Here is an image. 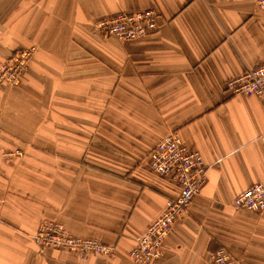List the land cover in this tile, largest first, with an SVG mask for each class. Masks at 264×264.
<instances>
[{
  "label": "crops",
  "instance_id": "obj_1",
  "mask_svg": "<svg viewBox=\"0 0 264 264\" xmlns=\"http://www.w3.org/2000/svg\"><path fill=\"white\" fill-rule=\"evenodd\" d=\"M150 9L158 28L141 39L94 27ZM29 48L19 85L0 87V264H132L136 238L179 191L144 162L170 133L208 171L152 264H211L219 248L264 264V212L232 204L264 185V95L225 89L264 61L257 0H0V65ZM13 150L23 157H1ZM45 221L113 254L42 248Z\"/></svg>",
  "mask_w": 264,
  "mask_h": 264
},
{
  "label": "built area",
  "instance_id": "obj_2",
  "mask_svg": "<svg viewBox=\"0 0 264 264\" xmlns=\"http://www.w3.org/2000/svg\"><path fill=\"white\" fill-rule=\"evenodd\" d=\"M259 9L264 10V0H257ZM158 14L153 10L137 13H118L97 21L95 29L100 33L130 41L154 33L158 28ZM34 48L15 51L0 65V86L19 85L26 72ZM231 95H264V61L259 66L245 71L225 84ZM153 173L168 177L178 188L176 197L166 201L163 211L136 238L128 258L132 264H152L161 254V245L170 234L176 220L187 209L191 199L205 184L208 166L197 151L188 150L177 133L161 139L147 153L144 161ZM237 211L254 214L264 212V185L255 183L237 194L233 199ZM42 248L60 249L77 255H102L109 257L113 248L96 239L76 237L57 222H42L34 235ZM211 264H240L225 249L219 248L211 257Z\"/></svg>",
  "mask_w": 264,
  "mask_h": 264
},
{
  "label": "rangeland",
  "instance_id": "obj_3",
  "mask_svg": "<svg viewBox=\"0 0 264 264\" xmlns=\"http://www.w3.org/2000/svg\"><path fill=\"white\" fill-rule=\"evenodd\" d=\"M5 86L11 87L9 85H5ZM1 157L3 159L8 160V161L15 160V159H21L23 157V152L22 151H18V150H15V151L14 150L13 151H4L1 154Z\"/></svg>",
  "mask_w": 264,
  "mask_h": 264
}]
</instances>
